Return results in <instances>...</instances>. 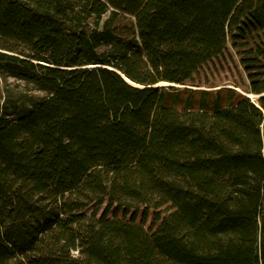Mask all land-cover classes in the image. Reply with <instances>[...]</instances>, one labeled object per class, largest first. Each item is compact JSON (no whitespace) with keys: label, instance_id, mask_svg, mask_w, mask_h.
<instances>
[{"label":"trees","instance_id":"16d2710c","mask_svg":"<svg viewBox=\"0 0 264 264\" xmlns=\"http://www.w3.org/2000/svg\"><path fill=\"white\" fill-rule=\"evenodd\" d=\"M0 73V264H264V0H0Z\"/></svg>","mask_w":264,"mask_h":264},{"label":"rangeland","instance_id":"374dc122","mask_svg":"<svg viewBox=\"0 0 264 264\" xmlns=\"http://www.w3.org/2000/svg\"><path fill=\"white\" fill-rule=\"evenodd\" d=\"M170 83L160 82L157 86L169 87ZM177 88H196L199 90L208 89L216 90L222 87L232 88L240 91L253 100L257 99V95L248 90L249 80L243 66L240 63V54L237 49L231 45L227 47L223 54L208 61L202 65L195 73L192 80L183 84H176ZM45 92L35 89L23 80L14 77L5 76L0 73V103L18 102L24 99H29L33 96H43ZM8 100V101H7ZM261 129L264 135V121L261 124ZM264 154V144H263ZM113 215V211L110 216ZM123 213L119 212L118 217H122ZM143 212L140 211L137 216V221H141ZM130 216H128L129 218ZM155 217H160V221L167 222L171 229L178 231L181 235L189 229L185 226V221L181 219V214L177 213L176 208H173L170 203L161 206L158 209H150L148 211V219L146 227H150L152 220Z\"/></svg>","mask_w":264,"mask_h":264},{"label":"water","instance_id":"95a60500","mask_svg":"<svg viewBox=\"0 0 264 264\" xmlns=\"http://www.w3.org/2000/svg\"><path fill=\"white\" fill-rule=\"evenodd\" d=\"M165 84H167L166 82H165ZM169 85H176L175 83H170ZM260 95V94H259ZM259 95H257V96H259ZM250 97V96H249Z\"/></svg>","mask_w":264,"mask_h":264},{"label":"bare ground","instance_id":"6f19581e","mask_svg":"<svg viewBox=\"0 0 264 264\" xmlns=\"http://www.w3.org/2000/svg\"><path fill=\"white\" fill-rule=\"evenodd\" d=\"M166 83H169V82H166Z\"/></svg>","mask_w":264,"mask_h":264}]
</instances>
